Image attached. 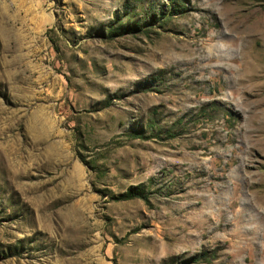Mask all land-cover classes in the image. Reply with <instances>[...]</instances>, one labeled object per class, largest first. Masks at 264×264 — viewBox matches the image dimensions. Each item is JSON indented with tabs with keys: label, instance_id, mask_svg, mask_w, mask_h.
I'll return each instance as SVG.
<instances>
[{
	"label": "rangeland",
	"instance_id": "1",
	"mask_svg": "<svg viewBox=\"0 0 264 264\" xmlns=\"http://www.w3.org/2000/svg\"><path fill=\"white\" fill-rule=\"evenodd\" d=\"M0 264H264V0H0Z\"/></svg>",
	"mask_w": 264,
	"mask_h": 264
},
{
	"label": "trees",
	"instance_id": "2",
	"mask_svg": "<svg viewBox=\"0 0 264 264\" xmlns=\"http://www.w3.org/2000/svg\"><path fill=\"white\" fill-rule=\"evenodd\" d=\"M133 198H141V199H144V200H148L147 195L144 192L138 190L137 188H132L129 191H127L124 195L119 197V199H123V200L133 199ZM216 255H217V251L215 250L213 252L212 256H210V254L207 253V252H203V253L200 254V257H202L201 259L210 261V259L212 257L215 258Z\"/></svg>",
	"mask_w": 264,
	"mask_h": 264
},
{
	"label": "bare ground",
	"instance_id": "3",
	"mask_svg": "<svg viewBox=\"0 0 264 264\" xmlns=\"http://www.w3.org/2000/svg\"><path fill=\"white\" fill-rule=\"evenodd\" d=\"M228 43H231V41L230 40H225V41H223V44H225V45H227L228 46ZM231 47V46H230ZM229 47V48H230ZM217 51V54H216V60L218 61V62H224V61H226L227 59H228V54L226 55V53H225V50L224 49H222L221 47L219 48V49H217L216 50Z\"/></svg>",
	"mask_w": 264,
	"mask_h": 264
}]
</instances>
